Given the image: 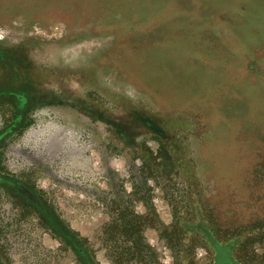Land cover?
Returning a JSON list of instances; mask_svg holds the SVG:
<instances>
[{
    "label": "rangeland",
    "instance_id": "374dc122",
    "mask_svg": "<svg viewBox=\"0 0 264 264\" xmlns=\"http://www.w3.org/2000/svg\"><path fill=\"white\" fill-rule=\"evenodd\" d=\"M215 241L264 264V0H0V264Z\"/></svg>",
    "mask_w": 264,
    "mask_h": 264
},
{
    "label": "trees",
    "instance_id": "16d2710c",
    "mask_svg": "<svg viewBox=\"0 0 264 264\" xmlns=\"http://www.w3.org/2000/svg\"><path fill=\"white\" fill-rule=\"evenodd\" d=\"M256 59H259V58H256ZM255 64H257L256 62H254ZM27 88V87H26ZM17 117V116H16ZM16 119V118H15ZM18 119H20V117L18 118ZM22 122V121H21ZM20 122V123H21ZM27 126V124L26 125H24L23 127L25 128ZM214 246H215V248H217V251H218V256L216 257V260L217 261H219L220 263L221 262H223L224 260L225 261H228V263L229 264H239L238 263V261H237V263H236V260L233 258V256H232V254H229V256H228V251L230 250V248H227V249H225L223 246H221L220 245V243L219 242H214ZM226 253V254H225ZM224 254H225V257L223 258V256H224ZM228 256V257H227ZM227 257V258H226ZM227 260H226V259Z\"/></svg>",
    "mask_w": 264,
    "mask_h": 264
}]
</instances>
